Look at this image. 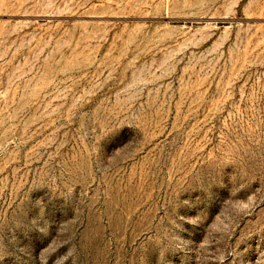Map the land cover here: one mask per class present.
Here are the masks:
<instances>
[{
	"label": "rangeland",
	"instance_id": "obj_1",
	"mask_svg": "<svg viewBox=\"0 0 264 264\" xmlns=\"http://www.w3.org/2000/svg\"><path fill=\"white\" fill-rule=\"evenodd\" d=\"M0 264H264V0H0Z\"/></svg>",
	"mask_w": 264,
	"mask_h": 264
}]
</instances>
